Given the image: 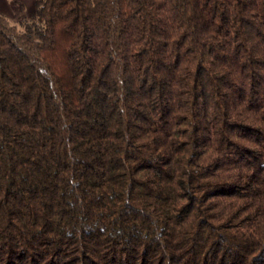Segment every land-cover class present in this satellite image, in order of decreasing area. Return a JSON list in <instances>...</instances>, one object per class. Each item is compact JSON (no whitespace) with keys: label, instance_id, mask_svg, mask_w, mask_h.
<instances>
[{"label":"trees","instance_id":"16d2710c","mask_svg":"<svg viewBox=\"0 0 264 264\" xmlns=\"http://www.w3.org/2000/svg\"><path fill=\"white\" fill-rule=\"evenodd\" d=\"M14 2L0 264H264V0Z\"/></svg>","mask_w":264,"mask_h":264},{"label":"rangeland","instance_id":"374dc122","mask_svg":"<svg viewBox=\"0 0 264 264\" xmlns=\"http://www.w3.org/2000/svg\"><path fill=\"white\" fill-rule=\"evenodd\" d=\"M23 4V12L29 15L33 10V0H21ZM0 13L12 18L19 13L18 4L14 0H0Z\"/></svg>","mask_w":264,"mask_h":264}]
</instances>
